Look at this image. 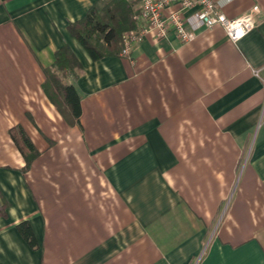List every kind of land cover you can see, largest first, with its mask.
Instances as JSON below:
<instances>
[{
	"label": "crops",
	"instance_id": "crops-1",
	"mask_svg": "<svg viewBox=\"0 0 264 264\" xmlns=\"http://www.w3.org/2000/svg\"><path fill=\"white\" fill-rule=\"evenodd\" d=\"M215 2L256 28L233 42L193 9V42L93 61L68 27L105 0H0V264H264V0ZM65 46L80 126L43 90Z\"/></svg>",
	"mask_w": 264,
	"mask_h": 264
},
{
	"label": "trees",
	"instance_id": "trees-1",
	"mask_svg": "<svg viewBox=\"0 0 264 264\" xmlns=\"http://www.w3.org/2000/svg\"><path fill=\"white\" fill-rule=\"evenodd\" d=\"M136 3L128 0H105L102 7L93 6L83 19L71 23L68 27L69 32L93 61L119 56L123 50L125 34L135 30L137 26ZM80 68L81 65L70 48L65 46L55 52L53 65L44 69L46 81L43 90L72 126L81 125V98L76 87L65 85L63 79L69 74L76 75V70ZM67 111L71 114V119L66 117ZM9 135L26 161V172L39 153L21 126L11 128ZM17 229L27 244L32 249H37L38 245L30 224L21 223Z\"/></svg>",
	"mask_w": 264,
	"mask_h": 264
},
{
	"label": "built area",
	"instance_id": "built-area-1",
	"mask_svg": "<svg viewBox=\"0 0 264 264\" xmlns=\"http://www.w3.org/2000/svg\"><path fill=\"white\" fill-rule=\"evenodd\" d=\"M140 9L135 17L138 30L125 34L121 56L128 58L133 46L146 38L161 40L171 32L176 33L183 44L196 39L185 18L189 10L198 9V19L206 28L222 27L233 42L253 31L257 26L258 9L254 8L237 18H228L221 13L215 0H139ZM260 71L255 72L257 75Z\"/></svg>",
	"mask_w": 264,
	"mask_h": 264
}]
</instances>
